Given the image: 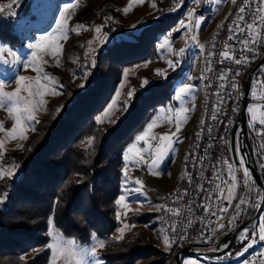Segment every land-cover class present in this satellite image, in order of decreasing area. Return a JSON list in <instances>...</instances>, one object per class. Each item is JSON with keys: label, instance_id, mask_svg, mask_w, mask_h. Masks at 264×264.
Segmentation results:
<instances>
[{"label": "rangeland", "instance_id": "374dc122", "mask_svg": "<svg viewBox=\"0 0 264 264\" xmlns=\"http://www.w3.org/2000/svg\"><path fill=\"white\" fill-rule=\"evenodd\" d=\"M186 2L187 0H143L142 3H137L136 0H131V2L130 0H0V24L11 22L14 26V33L18 37L16 45L11 46L0 43V48H7L15 52L19 61V63L3 62L4 60H12V57L9 56L8 53H4L3 58L0 59V79L7 82V86L3 89V91L7 93L15 91L17 87L15 78L18 76H24L29 81L40 79L41 84L45 85L51 83L50 81L41 79V74L34 71L31 66L25 67L31 59L33 51L29 45L37 43L44 37L57 36L58 22L61 18V13H64L67 21L65 28L67 34L66 39L59 41L61 46L60 54L51 56L38 52V57H42L38 59L39 67L43 69V73L50 77H54L58 85L61 86L59 87V91L63 94L53 95L51 94L52 89L49 88L48 94L37 98L43 100V105L35 112L36 120L32 122L31 128L25 131V139H13L7 136V133L13 129L14 118L10 116L7 111L10 105H6L5 108H0V124H3V131H0V141L3 142V147L0 148V170L13 172L11 177L5 175L0 178V180L12 181L18 179L22 171L20 164L36 134V123L49 120L58 113L57 109L61 110L62 106L65 105L71 96L68 93V89H82L80 85H84L85 82V78H83L85 68L89 73L90 68L93 66V57L100 49L108 46L114 40L138 35L151 24H157V22L162 23L163 21L169 20V18L175 15ZM230 4L232 5V1ZM231 5L229 6L231 7ZM230 7L228 8V12ZM22 9H26L29 12L23 16V14L21 15ZM65 9H67V11H65ZM125 9H128V11L125 12ZM189 12L193 13L192 20L189 19ZM198 15L196 7L190 4V6L185 9L183 16L178 20L176 25L167 30L165 34L159 36L157 45L163 43L164 39L167 38L171 42L170 47L172 51L169 52L165 49L161 52L157 47V55L154 59L126 69L127 77H125L123 73L122 81L117 87V90L119 89L120 91V95H116V90L109 102L110 104L113 98H115L121 107L111 113L110 119L104 118V122L100 123L106 127L113 126L116 124L117 120L127 112L124 111L123 106L130 100L128 96L129 91L133 89L142 90L156 82L164 81L167 76L171 74L180 73L178 79L174 83L170 98L165 104L156 109L143 130L137 135H142L147 129V125L155 121L154 126L148 130L149 135L154 138L148 140L151 150L154 151L155 147L159 144V137L162 135H175L183 139L181 142L174 145L175 151L171 152L166 161L161 165L159 170L162 172L161 175L148 173L147 165L151 163V158L147 155L143 158V164L128 168L126 176L123 168L122 194L128 195V207L118 206V213L120 214V218L118 219L119 226L110 237L112 240H119L118 238L121 235L120 229H123V238L130 233L142 231L150 241L159 245L166 251L170 250L172 258L174 253L180 249L174 250V243L170 247L165 245V237H172L173 233L169 223L165 221L164 208L158 206L164 205V201L168 195L175 194V190L179 189V186L182 185L179 184L177 188L168 191L172 183L180 179L183 180V177L185 181L189 171L191 145L203 122V106L206 100V83L204 82L206 65L202 61L200 47L191 46L190 44L191 38H193L195 34V27H193L192 30L179 27L181 21L187 25L197 19ZM226 17L220 27L224 23ZM79 24L87 25V29L76 31V26ZM204 24L205 22L202 23V30L200 31V44H202L204 38L216 35V32L205 33V29L203 30ZM97 27L102 29L100 33L95 31ZM197 33H199V29L195 35H197ZM105 36L108 38L107 42L101 44L100 41L103 40ZM89 41L92 43L89 44ZM181 48L186 49L182 57L172 54L174 52L178 53ZM57 60L60 61L59 64H57ZM169 61H172L175 67L169 66ZM177 61H179V63H177ZM200 61L202 62L201 67L199 65ZM259 71H257V73ZM74 73L75 78L73 76ZM145 80L148 81V83L142 86V82ZM122 82L123 87H121ZM184 84L192 85L193 90L192 95L184 97L183 103H181V101L175 99V93L176 88ZM20 95L27 98V93L22 92ZM252 96L259 95H257V92L254 90ZM248 108L252 109V112L247 111V117L250 119L248 127L254 123L260 125V119L264 116L262 107L249 103L247 109ZM161 109H163V111H161ZM177 109L185 110L179 115V119L183 121L179 125V132H177ZM103 114L104 111L99 116L103 118ZM253 117L255 119H253ZM251 127L253 128L254 126ZM257 131H262V126H260ZM136 136L126 145L123 154L128 146L136 142ZM188 142L191 143L190 146H188ZM140 146H143V141H141ZM235 155L237 158V164H234L237 192L231 209L237 204H241V200L244 202L241 204L239 215L236 216L235 223L233 224L236 227L254 214L247 217L250 211L255 212L260 198V191L253 184L249 175L248 177L244 176L245 165L241 166V159L237 150L235 151ZM173 162H175V164ZM237 173L240 174L238 178L236 176ZM136 180L141 181L143 185L139 193L131 191V189L139 187V185L135 184ZM126 188L130 191V194L125 192ZM255 188H257L258 191ZM230 192L231 194L233 193L232 185H228L224 193V199L227 202ZM237 211L235 207L231 219ZM146 214H150L152 217V219H149L151 220L149 224L136 225L128 222L130 216L140 217ZM125 224L134 226L124 228ZM261 225H264V207L259 219L249 229L248 240L243 242L238 240L233 245V247H240L239 250L234 252L232 247V251L230 250L225 256L223 255L224 257L222 256L216 259L183 256L182 264H220L225 262V260L226 262L241 260L242 258H228L232 257L235 253H238L237 256L240 257L252 240L255 241L252 245L260 242L259 233ZM253 227H255L254 232L252 231ZM50 229L53 233L62 237L64 241L74 242L72 239L64 237L51 220V225L48 224L46 233L48 237L47 247L49 244L53 243L52 238L48 234ZM95 237L96 239H93L92 236L90 242L87 244L80 245L75 243V246L82 249H91L95 247L97 256L103 262L101 253L108 250L106 240L97 236ZM101 240L105 245L103 248L99 247V241ZM68 246L71 247L72 245ZM252 247L248 248L246 255L251 251ZM52 255L53 253L50 249L48 264L51 262ZM85 259H88L91 264L90 257H86ZM57 264H70V258L68 260L61 258L57 261Z\"/></svg>", "mask_w": 264, "mask_h": 264}, {"label": "trees", "instance_id": "16d2710c", "mask_svg": "<svg viewBox=\"0 0 264 264\" xmlns=\"http://www.w3.org/2000/svg\"><path fill=\"white\" fill-rule=\"evenodd\" d=\"M190 1L169 20L100 49L82 89H68L71 96L61 110L36 123V134L20 164L21 175L17 180H0V264H48L50 219L64 237L77 244L89 243L93 234L105 239L104 264H173L171 251L150 241L142 231L119 240L110 237L119 226L115 201L122 194L123 151L170 98L180 73L135 90L127 112L115 125L97 124L96 118L111 101L124 71L156 57L159 36L176 25ZM28 12L22 9L21 15ZM17 42L13 24H0V43L13 46ZM260 78L261 71L253 79ZM258 128L248 127L257 165L254 135ZM260 174L264 184V173ZM149 219L150 214L130 216L128 222L146 225ZM239 248L234 246V252Z\"/></svg>", "mask_w": 264, "mask_h": 264}, {"label": "built area", "instance_id": "2783aa9c", "mask_svg": "<svg viewBox=\"0 0 264 264\" xmlns=\"http://www.w3.org/2000/svg\"><path fill=\"white\" fill-rule=\"evenodd\" d=\"M235 5L236 13L233 17H229V22L216 31V37L208 44H203L205 49L201 51V56L206 59L204 71L206 102L203 106V122L198 131L200 135L195 136L194 144H192V169L189 180H185L179 189L175 190L174 196L167 200L170 208L179 210L178 215L168 211L170 224L176 227V232L172 233L175 243H178V249L180 246H187L194 251H212L219 244L222 248L226 240L220 242L235 228V225L229 223L234 209L229 210L237 192L230 137L242 106V81L264 53V22H261L264 21V0H261L259 4L260 11L256 13L255 19L253 13L257 9V0H249L247 7L244 0H235ZM241 7H245L243 13H239ZM238 15L244 16L246 22L239 20ZM202 23L199 33L195 35L196 39H192L191 46L199 47L200 45ZM249 24H255V26L248 28ZM240 28L244 31L241 32ZM230 36L234 39H229ZM245 39L249 41L247 45L241 43ZM224 51H228L230 58L224 59L221 63L220 54ZM208 52L213 53L210 58L207 55ZM236 59L241 60L242 63L237 64ZM222 71L227 77L224 80L220 79ZM260 71V80L252 81L249 103L261 106L264 112V64ZM254 90L259 96H252ZM234 108L237 110L233 111ZM214 109L218 110L214 112ZM213 115H216L215 120L212 119ZM230 121L232 124L226 130L225 126ZM254 139L259 157L257 166L259 171L264 173V127L262 131L255 133ZM208 150H215L216 159H208ZM228 185L233 187L231 204L224 199ZM205 208H208L209 212L206 213ZM220 208H227L228 211L217 212ZM212 212H217V215H211ZM221 216L222 219L219 218ZM208 221L213 223L206 227ZM221 224L224 225L223 228L220 227ZM182 235L185 236L184 239H181ZM203 237H210V239L206 240ZM258 243H263V251L257 253L253 260H246L247 251L240 257L237 256L238 253H235L228 259L242 258L245 259V264H264V241ZM220 264H226V260Z\"/></svg>", "mask_w": 264, "mask_h": 264}, {"label": "snow or ice", "instance_id": "6c2138e0", "mask_svg": "<svg viewBox=\"0 0 264 264\" xmlns=\"http://www.w3.org/2000/svg\"><path fill=\"white\" fill-rule=\"evenodd\" d=\"M131 2V0H130ZM137 3H142L143 0H136ZM221 2H223V0H221ZM233 2L235 3V0H233ZM261 0H257V9L256 11L253 13V17L255 19L256 13H258L260 11L259 8V4H260ZM249 0H244V4L245 7L248 6ZM245 7H241L239 9V13H243L245 11ZM65 11H67V9H65ZM125 12L128 11V9L124 10ZM189 19L192 20L193 17V13L189 12L188 13ZM238 19L241 21H245V17L242 15H238ZM246 22V21H245ZM264 22V21H261ZM202 23L201 19H195L193 20L192 23H189L187 25H185L182 21L179 25L180 28H185L188 30H192L193 27H195V29H199L200 24ZM66 24L67 21L65 19V15L64 13H61V18L58 22V35L57 36H50V37H44L42 38L40 41H38L35 44L29 45L30 48L33 49L32 54H31V59L28 61V63L25 65V67L27 68L28 66H31L32 69L34 71H36L37 73L41 74V79H43L44 81H50L51 83L48 85L45 84H41L40 79H36V80H32L29 81L27 80L26 77L24 76H18L15 78V83H16V89L14 92L11 93H7L4 92L3 89L7 86V82L3 81L2 79H0V108H5L6 105H10V107L7 108V111L9 112V115L12 116L14 118V124H13V129L7 133V136L9 138H13V139H25V131L30 129L32 126V122L36 120L35 117V112L38 110V108L40 106L43 105V100L42 99H37L38 97H43L45 94H48L49 92V88L52 89L51 94L53 95H62L63 93L59 91V86L58 83L55 81L54 77H50L47 74L43 73V69L39 67L38 65V59L42 58V57H38V52L41 54H48L51 56H57L60 54L61 52V46L59 44V41L62 39H66V32H65V28H66ZM255 24H249L248 28H252L254 27ZM135 27V26H134ZM239 27V26H237ZM87 29V25H83V24H79L76 26V31L79 30H86ZM241 32L244 31L243 28L239 29ZM95 31L97 33H100L102 31V29L100 27H97L95 29ZM107 37L105 36L103 38V40L100 41L101 44H104L107 42ZM193 40L196 39L195 36H193L192 38ZM229 39H234L233 36H230ZM248 40L245 39L243 41H241V43H243L244 45L248 44ZM92 42L89 41V44H91ZM170 41L165 38L163 43H160L157 45L158 50H160L161 52L165 49H167L169 52H171V47H170ZM201 51L203 52L205 49V46L203 44L199 45ZM249 51H251V49H248ZM186 51L185 48H181L180 51L178 53H172L173 55H176L178 57H182L183 53ZM4 53H8L9 56L12 57L11 61L8 60H4L3 62H11V63H19L15 52H12L10 49L7 48H0V59L3 58ZM208 57L210 58L213 53L212 52H208L207 53ZM221 63H223L224 59L230 58L229 57V53L228 51H224L221 54ZM234 58V57H232ZM235 62L237 64L242 63L241 60L236 59ZM60 61L57 60V64H59ZM177 63H179V61H177ZM95 65V60L93 59V66ZM169 66L171 67H175V64H173L172 61H169ZM88 71L85 68L84 71V77L86 78L88 76ZM239 74V73H237ZM125 77H127V70H125L124 72ZM74 78H75V73L73 74ZM226 75L224 74V71H222L220 79L224 80L226 79ZM190 79V77H189ZM148 81H143L142 82V86H144L145 84H147ZM84 85L81 84L80 87H83ZM121 87H123V82L121 83ZM233 87H236V85H233ZM192 90H193V86L189 85V84H184L183 86L177 87L176 88V93H175V99L177 101H181V103H183V98L192 95ZM27 93V98H25L24 96H21L20 93ZM135 90H131L128 93V96L131 98L134 95ZM117 96L120 95V91L119 89L117 90L116 93ZM130 104V100L127 101L125 103V105L123 106L124 111H127V105ZM121 105L118 104L117 100L115 98H113L112 102L110 104H108L107 108L104 110V114H103V118L101 116H97V124L104 122V118L110 119L111 118V113L116 110L117 108H120ZM218 109H214V112L217 111ZM237 109H233V111H236ZM60 109H57V112H59ZM161 111H163V109H161ZM178 113L177 116V132L180 131V123H182L183 121L179 119V115L180 113L184 112V109H177L176 110ZM248 112H252L251 108L247 109ZM212 119L215 120L216 119V115L212 116ZM253 119H255L253 117ZM155 121L149 123L147 125V129L145 130V132L142 135H137L135 138V143H132L130 146H128V148L126 149V151L124 152L123 156H124V172H125V176L127 175V170L128 168L134 166V165H138V164H143L144 160V156L147 155L151 158V163L147 165L148 168V173L149 174H153V175H161L162 172L159 171L161 168V165L166 161V159L168 158V156L170 155L171 152L175 151V147L174 145L181 142L182 141V137H178V136H166V135H162L159 137V144L155 147L154 151L151 150V146L148 144V140L150 139H154L153 137H151L149 135V131L153 126H154ZM232 124V122L230 121L228 125L225 126L226 130L228 127H230ZM260 124L264 125V116L261 117L260 119ZM0 131H3V124H0ZM209 131L211 132V129H209ZM200 133H197V137H199ZM223 139V138H222ZM141 141H143V146H140ZM91 142V141H89ZM3 147V142L0 141V148ZM239 150V146H237V151ZM241 159V166L244 165L245 161L243 158V154L241 153L240 156ZM15 167V166H14ZM5 175L11 177L13 175L12 171H4V170H0V178L4 177ZM249 172L247 169H245L244 172V176L248 177ZM136 185H139V187H135L133 189H131V191H134L136 193L141 192L142 190V183L139 180L135 181ZM125 192L130 194V191L126 188ZM231 200H232V194L231 192L229 193V200L228 203L231 204ZM3 201H0V203H2ZM116 205L118 206H122L127 208L128 207V195L127 194H122L116 201H115ZM244 202L241 200V204H243ZM241 204H237L236 208H237V213L232 217V219L229 221L230 224H234L235 220H236V216L239 215V209L241 207ZM161 208L166 209L167 211L178 215L179 214V210L176 209H172L170 208L168 205H162V206H158ZM203 207V206H202ZM228 209L227 208H220L217 209V212H227ZM205 212H209L208 208H205ZM217 212H212L211 215L216 216ZM117 218H120V214L117 213ZM220 219H222L223 217H219ZM211 223H213V221H208V224L206 225V227L210 226ZM49 224L51 225V220L49 221ZM134 225H128L125 224L124 228H129V227H133ZM172 227V232L175 233L176 232V227L175 226H171ZM221 228L224 227L223 224L220 225ZM121 235L118 239H122L123 238V229L119 230ZM252 231H255V227H253ZM248 233H249V229L245 228L243 229L239 235H238V240L240 242L245 241L246 239H248ZM49 236L52 238L53 243L48 245V248L52 250V257H51V262L50 264H57V261L61 258H64L65 260H68L70 258V264H90V261L88 259H85L86 257H90L91 258V264H103V262L100 260V258L97 256V251L95 247H92L91 249H82V248H78L75 246V242L72 241H64L62 237H60L58 234H55L51 231V229L49 230ZM185 236L182 235L181 239H184ZM93 239H96L95 234H93ZM203 239H210V237H203ZM259 239L261 241H264V225L260 226V233H259ZM255 241L252 240L247 247H252V244ZM164 243L166 246L170 247L173 243H175V237H165L164 239ZM68 245H72L71 247H69ZM104 242L101 240L99 241V247L103 248ZM227 246V245H225ZM244 251H247V248L244 249Z\"/></svg>", "mask_w": 264, "mask_h": 264}, {"label": "water", "instance_id": "95a60500", "mask_svg": "<svg viewBox=\"0 0 264 264\" xmlns=\"http://www.w3.org/2000/svg\"><path fill=\"white\" fill-rule=\"evenodd\" d=\"M264 64V53L259 58V60L255 63V65L247 72L245 77V82L243 86V93H242V106L240 109V112L238 114L237 121L233 127L231 137H230V148H231V156L232 161L234 164H237V158L235 155V148H234V142H235V136L236 132L239 131V135L242 139L244 151L247 157L248 161V172L249 176L253 181V184L259 189L260 191V198L258 201V204L256 206L254 214L242 221L239 225H237L232 231H230L220 243H222L224 240H226L225 245L222 248H220L219 244L216 246L212 251H194L190 248H183L180 250H177L173 255V263L174 264H182V257L183 256H189V257H206L210 259H216L220 258L223 255H225L227 252H229L235 242L238 239L239 233L245 229H250L253 224L259 219L263 207H264V184L261 178L260 171L257 166V162L254 156V151L252 148V145L249 140L248 136V117H247V106L250 99V92H251V85L254 75L259 71V69Z\"/></svg>", "mask_w": 264, "mask_h": 264}, {"label": "crops", "instance_id": "0c3cea01", "mask_svg": "<svg viewBox=\"0 0 264 264\" xmlns=\"http://www.w3.org/2000/svg\"><path fill=\"white\" fill-rule=\"evenodd\" d=\"M230 3H231V0H223V2H221V0H191L188 6L192 4L196 7V11L199 14L197 19H201L202 22H205L204 27H203V30L205 29V33H214L219 29L221 23L226 17L228 8L230 7L229 5H231ZM196 32H197V29H195L194 33L196 34ZM191 42H192V38H191ZM199 58H200V52H199ZM199 65L200 67L202 66L201 61ZM251 126H259V127L262 126V128L264 127V125H261V124L259 125L257 123L251 124ZM190 144L191 143H189L188 146H190ZM173 163L175 164V162ZM181 182L182 180L180 179V180H177L175 183H172L168 191L177 188V186L181 184Z\"/></svg>", "mask_w": 264, "mask_h": 264}, {"label": "bare ground", "instance_id": "6f19581e", "mask_svg": "<svg viewBox=\"0 0 264 264\" xmlns=\"http://www.w3.org/2000/svg\"><path fill=\"white\" fill-rule=\"evenodd\" d=\"M231 1H232V5H231V7L229 9V12L227 14V17H226L224 23L222 24V26H224V24H226L227 22H229V17H233V15L236 13V5L233 2V0H231ZM214 37H216V35L210 36L208 38H204L202 44H208V42H210V40L213 39ZM202 61L206 65V59L204 57H202ZM205 102H206V100H205ZM192 144H194V142ZM237 146H239L238 154H239V156H241V153L243 154V158H244V161H245V163H244L245 169L248 170V161H247V157L245 156V153H244V147H243L242 139H241V137L239 135V131L236 132V136H235V142H234L235 151L237 150ZM192 152H193V145H191V153ZM208 159H216V152H215V150H208ZM191 169H192V160L190 159L189 171H188V174H187V177H186L185 180H189V176H190ZM236 176L238 178L240 176V174L237 173ZM172 196H174V194L168 195V197L164 201V205H167V200L170 197H172ZM232 206H233V202L231 204V208H232ZM235 207L236 206H234L233 209H235ZM231 208H230L229 211H232L233 210ZM164 210H165V221H167L169 223L170 227H171L170 220L168 219V211L166 209H164ZM181 248H187V246H180L179 249H181ZM177 249H178V243H174V250H177ZM261 251H263V243H256L252 247L251 251L246 255V260H253L256 257L257 253H260ZM226 264H245V259H241V260L234 261V262L233 261H231V262L229 261V262H226Z\"/></svg>", "mask_w": 264, "mask_h": 264}]
</instances>
